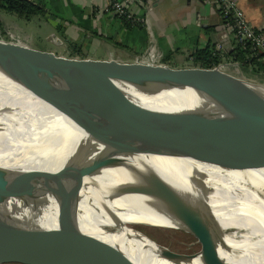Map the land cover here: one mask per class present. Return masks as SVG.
Masks as SVG:
<instances>
[{"label":"bare ground","instance_id":"bare-ground-1","mask_svg":"<svg viewBox=\"0 0 264 264\" xmlns=\"http://www.w3.org/2000/svg\"><path fill=\"white\" fill-rule=\"evenodd\" d=\"M179 83L186 90H172L156 99L133 89L125 91L146 107L179 109L190 106L191 91L201 90L196 79ZM257 91L264 96L263 90ZM68 96L78 107L88 106L82 117L87 122L92 113L109 109L99 96ZM75 119L52 91L0 75V171L56 172L64 166L70 169L81 155L83 171L91 172L96 159L104 165L83 178L74 202L55 205L74 188L24 198L2 193L0 211L31 213L46 208L42 218L69 236L74 248L92 263L104 264L124 253L135 264H203L200 256L178 263L164 259L168 253L163 247L132 228L142 222L148 227H174L160 212L164 203L183 208L200 222L209 221L219 231L225 228L223 222L231 221L257 250L252 256L251 249L241 245V257L231 264H264V167L256 160L176 148L155 147L145 153L144 145L134 143L118 154L107 147L93 149L91 134L98 123L93 128ZM152 172L159 177L150 176ZM95 181L99 185H90ZM142 191L165 199L156 201Z\"/></svg>","mask_w":264,"mask_h":264},{"label":"water","instance_id":"water-1","mask_svg":"<svg viewBox=\"0 0 264 264\" xmlns=\"http://www.w3.org/2000/svg\"><path fill=\"white\" fill-rule=\"evenodd\" d=\"M236 73L218 67L176 68L166 63L66 57L0 40V75L52 91L78 123L93 128L98 123L97 131L91 134L95 139L93 149L107 147L118 154L134 143L144 145L145 153L155 147L198 150L251 158L264 167V96L257 91H264V85L240 77L238 70ZM192 79L200 82L201 90L191 91L190 106L179 109L146 107L125 91L133 89L156 99L172 90H186L179 82ZM69 93L102 97L109 109L104 114L92 113L87 122L82 117L88 106L78 107ZM82 159L83 155L70 169L64 166L56 172L1 170L0 195L8 193L5 196L24 198L74 188L70 196L56 199L55 205L61 207L74 202L83 178L104 166L101 159H96L91 172L83 171ZM71 172H75L74 177L70 176ZM150 176L159 177L153 172ZM142 193L156 201L165 199L162 195ZM159 206L175 229L192 234L202 244L197 252L190 254L161 245L168 253L164 259L178 263L196 256L203 258L217 243L223 244L224 234L213 225L198 221L183 208L164 203ZM47 212L46 208L31 213L0 211V264H96L74 248L69 236L42 218ZM104 264L135 263L122 253Z\"/></svg>","mask_w":264,"mask_h":264},{"label":"crops","instance_id":"crops-1","mask_svg":"<svg viewBox=\"0 0 264 264\" xmlns=\"http://www.w3.org/2000/svg\"><path fill=\"white\" fill-rule=\"evenodd\" d=\"M32 1L42 3L44 12L24 18L0 9V28L14 31L31 48L55 55L129 62L154 41L164 63L181 68L196 66L193 53L209 43L229 45L220 16L205 0L135 2L131 8L144 20L140 26H127L111 14H99L103 0ZM236 2L252 26L264 28V0ZM68 43L75 44L74 50ZM222 70L231 74L238 70L240 77L264 85V71L252 72L241 64L225 62Z\"/></svg>","mask_w":264,"mask_h":264},{"label":"built area","instance_id":"built-area-1","mask_svg":"<svg viewBox=\"0 0 264 264\" xmlns=\"http://www.w3.org/2000/svg\"><path fill=\"white\" fill-rule=\"evenodd\" d=\"M205 1L217 11L222 21V31L229 38V45L227 47L220 42L214 44L213 51L217 52L220 60L217 64L206 68L218 67L223 69L224 62L228 64H241L228 55L229 52L237 47H241L242 49L248 47L255 55L262 54L264 57V28L252 26L245 18L236 0ZM135 2L145 5L146 0H103V3L99 5L98 13L111 14L122 20L127 26H140L144 20L132 10L131 5ZM0 40L23 44L20 37L13 33L2 34L1 30ZM132 62L148 64L164 63L163 54L154 41L148 43L142 53L135 55ZM196 66L200 67V65ZM248 67L251 68L252 66L249 64Z\"/></svg>","mask_w":264,"mask_h":264},{"label":"rangeland","instance_id":"rangeland-1","mask_svg":"<svg viewBox=\"0 0 264 264\" xmlns=\"http://www.w3.org/2000/svg\"><path fill=\"white\" fill-rule=\"evenodd\" d=\"M0 30L2 34L13 33L16 36L20 37L17 33L11 31L10 29H6L2 27L0 28ZM190 64L194 65L193 62ZM90 185L96 186L99 185V183L95 181ZM222 222H220V224ZM202 223L208 225L211 224L209 221H202ZM223 223L224 224L221 225L225 227L224 230H221L220 228V232L224 234L223 244L217 243V246L213 251L209 252L203 258L200 256L201 263L231 264L233 260H238L241 257V245L249 247L252 251V256L257 253L255 246L251 243L247 235L241 229H239L235 225H230L229 223H232L231 221L227 223L225 222ZM144 225L145 223L142 222L135 226H132V228L136 232L141 234L143 237L151 241L152 243L154 244L157 243L160 246L161 245L165 246L166 248L174 252L190 254L197 252L202 246V244L192 234L184 230L175 229L174 228L175 226L168 228V227H148ZM229 231L234 232L235 234L233 233L230 234ZM230 239H233V241H236L238 243L232 242V240ZM6 264H22V263L14 262V263H6Z\"/></svg>","mask_w":264,"mask_h":264},{"label":"trees","instance_id":"trees-1","mask_svg":"<svg viewBox=\"0 0 264 264\" xmlns=\"http://www.w3.org/2000/svg\"><path fill=\"white\" fill-rule=\"evenodd\" d=\"M0 9L16 14L19 17L29 18L30 16L44 12V5L37 1L32 0H0ZM68 46L74 50L75 44L68 43ZM214 45L207 44L206 47L196 50L193 55V61L196 65L201 67H211L217 64L220 60L217 52L213 51ZM77 53V51H74ZM235 61L241 63L243 67H247L250 64L251 71L257 72L259 70L264 71V61H262L263 55H255L248 47H237L229 54ZM165 60V59H164Z\"/></svg>","mask_w":264,"mask_h":264}]
</instances>
